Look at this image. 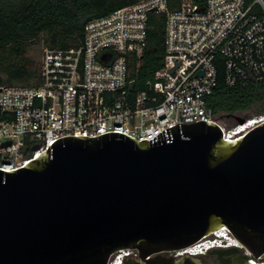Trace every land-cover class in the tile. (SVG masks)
Instances as JSON below:
<instances>
[{
    "label": "water",
    "instance_id": "obj_1",
    "mask_svg": "<svg viewBox=\"0 0 264 264\" xmlns=\"http://www.w3.org/2000/svg\"><path fill=\"white\" fill-rule=\"evenodd\" d=\"M222 228L240 248L211 249L220 264L264 261V122L234 139L212 120L64 136L0 169V264H202L170 253Z\"/></svg>",
    "mask_w": 264,
    "mask_h": 264
},
{
    "label": "built area",
    "instance_id": "obj_2",
    "mask_svg": "<svg viewBox=\"0 0 264 264\" xmlns=\"http://www.w3.org/2000/svg\"><path fill=\"white\" fill-rule=\"evenodd\" d=\"M149 14L165 16L163 63L147 90L130 98V64L139 65L146 47ZM220 65L228 87L264 81V0H181L174 10L167 0H140L93 19L78 46L43 48L36 86L0 85V169L22 167L64 136L120 132L150 140L200 120L216 122L226 139L245 135L264 114L236 115L224 126L206 105ZM230 246L240 248L230 233H213L170 254ZM133 253L117 251L107 264Z\"/></svg>",
    "mask_w": 264,
    "mask_h": 264
},
{
    "label": "trees",
    "instance_id": "obj_3",
    "mask_svg": "<svg viewBox=\"0 0 264 264\" xmlns=\"http://www.w3.org/2000/svg\"><path fill=\"white\" fill-rule=\"evenodd\" d=\"M140 0H0V50L10 45L22 46L47 33L49 48L66 49L78 46L86 24L108 15L114 10ZM202 5L205 0H189ZM181 0H167L169 10L179 7ZM165 40V16L149 14L146 47L137 66L130 64V98L147 90V82L162 66ZM220 60V58H219ZM1 65L4 59L0 57ZM3 65H5L3 63ZM39 70H31L28 63L6 65L0 69V85L36 86ZM21 83V84H18ZM206 105L218 118L241 115L254 110L264 114V81L247 86L228 87L224 70L217 69V83L206 98Z\"/></svg>",
    "mask_w": 264,
    "mask_h": 264
},
{
    "label": "rangeland",
    "instance_id": "obj_4",
    "mask_svg": "<svg viewBox=\"0 0 264 264\" xmlns=\"http://www.w3.org/2000/svg\"><path fill=\"white\" fill-rule=\"evenodd\" d=\"M47 33L40 34L36 39L24 43L22 46L10 45L0 50V57L4 59V64L0 62V69L2 66L20 65L23 62L29 64L31 70H39L43 48L48 45L46 42ZM21 84V83H18ZM254 110L243 112L240 116H253ZM232 117L219 118V122L224 126H229L233 122Z\"/></svg>",
    "mask_w": 264,
    "mask_h": 264
},
{
    "label": "flooded vegetation",
    "instance_id": "obj_5",
    "mask_svg": "<svg viewBox=\"0 0 264 264\" xmlns=\"http://www.w3.org/2000/svg\"><path fill=\"white\" fill-rule=\"evenodd\" d=\"M209 251L205 255H202V264H220L216 255L210 254ZM133 257H136V253L128 255L125 260Z\"/></svg>",
    "mask_w": 264,
    "mask_h": 264
},
{
    "label": "bare ground",
    "instance_id": "obj_6",
    "mask_svg": "<svg viewBox=\"0 0 264 264\" xmlns=\"http://www.w3.org/2000/svg\"><path fill=\"white\" fill-rule=\"evenodd\" d=\"M224 232H228V233H230L227 229H225V228H222V229H219V230H217V231H214V232H212L211 234H213V233H224ZM234 238V237H233ZM237 242V241H236ZM238 243V242H237ZM230 247H234V246H230ZM118 251H121V250H118ZM117 252V251H116ZM246 264H264V261H256V260H250V261H248V263H246Z\"/></svg>",
    "mask_w": 264,
    "mask_h": 264
}]
</instances>
